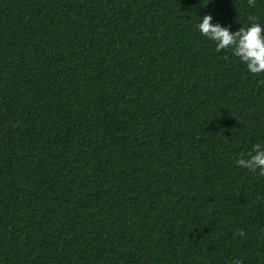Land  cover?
<instances>
[{
  "label": "trees",
  "instance_id": "16d2710c",
  "mask_svg": "<svg viewBox=\"0 0 264 264\" xmlns=\"http://www.w3.org/2000/svg\"><path fill=\"white\" fill-rule=\"evenodd\" d=\"M205 14L264 0H0V264H264V71Z\"/></svg>",
  "mask_w": 264,
  "mask_h": 264
},
{
  "label": "clouds",
  "instance_id": "9594fccd",
  "mask_svg": "<svg viewBox=\"0 0 264 264\" xmlns=\"http://www.w3.org/2000/svg\"><path fill=\"white\" fill-rule=\"evenodd\" d=\"M213 19L211 14L201 16L196 28L202 36L215 43L216 51L230 49L251 73L264 71V25L253 22L232 31L220 22H213ZM236 163L264 175V146L254 145L248 158H240Z\"/></svg>",
  "mask_w": 264,
  "mask_h": 264
}]
</instances>
